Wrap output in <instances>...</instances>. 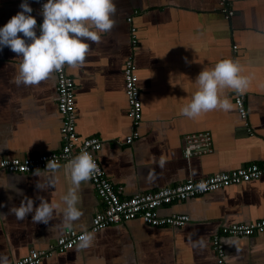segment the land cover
<instances>
[{"label":"crops","instance_id":"1","mask_svg":"<svg viewBox=\"0 0 264 264\" xmlns=\"http://www.w3.org/2000/svg\"><path fill=\"white\" fill-rule=\"evenodd\" d=\"M22 2L0 0V28L21 11ZM113 2L116 26L111 34L100 45L88 42L92 51L83 67L66 71L75 82L77 134L101 141L98 160L112 183L122 186L123 195L250 162L264 163V0H229L234 11L229 19L216 8L218 0ZM27 3L40 35L36 0ZM127 58L135 63L142 103L139 137L131 143L125 142L133 129L124 90ZM21 59L8 47L0 49V159L49 153L63 143L55 75L38 86H17L14 77ZM224 59L238 62L241 74L249 78L243 93L249 127L239 116L230 89L223 90L221 98L230 100L232 110H214L195 119L181 114L197 90L198 74ZM202 130L212 134V152L185 158L184 136ZM160 160L165 161L163 167ZM35 172H0V185H10L0 186V255L7 256L9 264L30 249L49 248L63 232L61 197L72 186L70 178L62 167L55 187L40 191ZM150 172L154 179L147 178ZM77 194L83 216L73 229L83 230L102 204L90 180ZM41 196L61 205L48 224L33 223L32 214L17 220L10 212L24 197L38 206ZM172 213L187 214L190 220L174 228L151 226L140 219L113 224L94 233L91 247L54 251L40 264H219L212 238L221 225L264 217V175L159 209L160 215ZM221 242L224 264H264V232L221 234Z\"/></svg>","mask_w":264,"mask_h":264},{"label":"clouds","instance_id":"2","mask_svg":"<svg viewBox=\"0 0 264 264\" xmlns=\"http://www.w3.org/2000/svg\"><path fill=\"white\" fill-rule=\"evenodd\" d=\"M20 8L21 11L0 28V49L8 47L16 56L22 58L14 77L17 86H38L65 68L83 67L92 51L88 42L100 45L116 26V5L113 0H47L42 5L43 22L39 25L40 35L36 33L37 21L31 15L32 8L27 0L21 3ZM241 72L239 63L231 59L221 60L211 69H203L195 80L197 90L192 94L191 101L181 108V114L195 119L214 110H232L230 100L221 98V92L230 89L243 94L250 81ZM164 164L165 161H159L160 167ZM62 167L72 186L61 197L63 208L60 224L64 232H71L75 222L83 216L78 206V189L99 168L91 154L86 151L73 157L66 165H61L52 158L43 169L44 175H41V169L36 170L35 175L40 177L36 188L47 191L55 187L58 180L56 173ZM147 178L155 177L150 172ZM0 186L10 187L9 184ZM39 199V205L34 207V201L24 197L20 205L13 206L10 212L17 220H24L32 214L33 223L48 224L55 219V213L61 209V205L50 203L43 196ZM94 241L95 234L85 231L79 236L76 249H87ZM0 264H9L8 257L0 255Z\"/></svg>","mask_w":264,"mask_h":264},{"label":"built area","instance_id":"3","mask_svg":"<svg viewBox=\"0 0 264 264\" xmlns=\"http://www.w3.org/2000/svg\"><path fill=\"white\" fill-rule=\"evenodd\" d=\"M47 0H36L39 10V25L43 22L42 5ZM229 19L234 15L229 0H218L216 7ZM132 43H137L134 29L131 28ZM40 33V29H39ZM235 47V46H233ZM55 88L57 94V110L61 118L60 134L62 145L56 151L27 156L24 158L0 159V172L29 173L46 167L47 162L55 158L59 163L67 161L80 154L88 152L96 161L99 171L90 179L102 208L96 210L91 218L90 225L83 230L73 229L71 232H62L55 243L47 249H30L22 258L10 264H40L42 259L50 256L54 251L64 252L76 246L79 236L87 231L91 233L120 222L140 219L144 223L156 227H180L189 222L187 214L172 213L160 215L159 209L174 202L184 201L207 192H212L234 184L248 182L264 175V163L250 162L231 170L218 171L201 178H189L177 184L163 186L153 190L138 192L133 195H123L122 186L112 183L101 166L97 153L102 143L96 136L80 138L76 131L75 112V82L67 73L66 68L55 73ZM124 90L127 99V115L132 121L133 129L125 138L131 143L139 137L137 129L142 118V103L137 85L138 76L132 58H127L123 65ZM244 94H234L237 112L244 125L247 121V108L244 103ZM249 129V128H248ZM212 134L208 130L187 133L184 136L182 153L185 158L195 155L208 154L213 150ZM219 233L212 238V248L217 256V262L224 264V248L221 242L222 235L251 236L264 232V217L251 222H239L221 225Z\"/></svg>","mask_w":264,"mask_h":264}]
</instances>
